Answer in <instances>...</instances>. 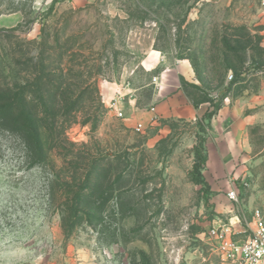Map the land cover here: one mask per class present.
Segmentation results:
<instances>
[{"label":"rangeland","instance_id":"374dc122","mask_svg":"<svg viewBox=\"0 0 264 264\" xmlns=\"http://www.w3.org/2000/svg\"><path fill=\"white\" fill-rule=\"evenodd\" d=\"M259 1L0 0V264H221L204 235L264 219V160L211 190L206 120L151 108L255 91Z\"/></svg>","mask_w":264,"mask_h":264},{"label":"crops","instance_id":"0c3cea01","mask_svg":"<svg viewBox=\"0 0 264 264\" xmlns=\"http://www.w3.org/2000/svg\"><path fill=\"white\" fill-rule=\"evenodd\" d=\"M256 82L255 91L250 89L243 96L225 98L219 110L206 121L208 134L203 143L206 160L202 174L211 190L220 191L214 189L217 179L226 181L230 175L242 176L248 173L252 163L264 160V76H258ZM158 94L154 97L161 99L151 109L164 119L191 122L202 118L207 110L203 106L194 107L177 90L167 96L162 91L160 97Z\"/></svg>","mask_w":264,"mask_h":264},{"label":"built area","instance_id":"2783aa9c","mask_svg":"<svg viewBox=\"0 0 264 264\" xmlns=\"http://www.w3.org/2000/svg\"><path fill=\"white\" fill-rule=\"evenodd\" d=\"M259 6L264 10V0L259 1ZM151 111L155 112L154 109ZM121 116L119 113V117ZM152 116V122H156L158 117L154 114ZM135 129L140 132L144 126L138 123ZM227 198L236 203L237 191L231 189ZM236 219L235 224L228 221L211 225L204 235L212 243L221 264H264V219L261 214L255 211L251 222L244 226L238 218Z\"/></svg>","mask_w":264,"mask_h":264},{"label":"trees","instance_id":"16d2710c","mask_svg":"<svg viewBox=\"0 0 264 264\" xmlns=\"http://www.w3.org/2000/svg\"><path fill=\"white\" fill-rule=\"evenodd\" d=\"M219 110V107L218 106H214L213 110L212 111H207L204 116H203V119L206 120V121H209L213 115ZM201 144H202V141H201ZM199 144L197 147H195V154H196V158H197V161L195 162L194 166H193V169H194V172L199 175L200 174V170L204 167V164H205V155L202 154V152H204V149L202 148V145ZM201 178V177H199Z\"/></svg>","mask_w":264,"mask_h":264},{"label":"bare ground","instance_id":"6f19581e","mask_svg":"<svg viewBox=\"0 0 264 264\" xmlns=\"http://www.w3.org/2000/svg\"><path fill=\"white\" fill-rule=\"evenodd\" d=\"M233 219H234V218H233ZM233 219H232V220H233ZM236 222H237V219H236L235 221H233L232 223L235 224Z\"/></svg>","mask_w":264,"mask_h":264}]
</instances>
